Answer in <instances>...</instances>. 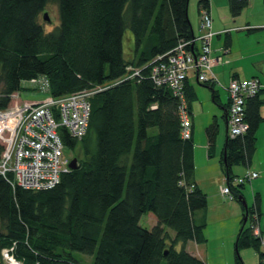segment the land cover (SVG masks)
<instances>
[{
  "label": "trees",
  "instance_id": "1",
  "mask_svg": "<svg viewBox=\"0 0 264 264\" xmlns=\"http://www.w3.org/2000/svg\"><path fill=\"white\" fill-rule=\"evenodd\" d=\"M50 1L59 24L45 32L39 15ZM229 4L237 15L247 2ZM187 5L188 0H0V108L10 104L22 80L37 75L48 79L55 97L109 86L90 98L80 140L60 130L64 145L78 146L82 154L73 155L76 169L40 190L13 187L0 176V251L7 249L18 264H82L73 251L92 254L91 264H207L186 250L188 241H206L199 212L207 199L193 176V139L181 137L178 100L149 76L157 56L196 36ZM197 9H209V0H198ZM126 30L128 46L122 40ZM123 47L131 54L125 56ZM129 65L140 70L137 76L125 77ZM185 98H193L186 85ZM261 103L258 93L246 99L248 129L227 136L220 158L243 209L236 264H242L241 247H253L264 264V247L246 225L252 214L259 216V195L244 208V183H232L233 165L249 163L255 150ZM205 133L210 148L216 124ZM145 213L156 218L150 229L139 224Z\"/></svg>",
  "mask_w": 264,
  "mask_h": 264
},
{
  "label": "built area",
  "instance_id": "2",
  "mask_svg": "<svg viewBox=\"0 0 264 264\" xmlns=\"http://www.w3.org/2000/svg\"><path fill=\"white\" fill-rule=\"evenodd\" d=\"M199 25L198 35L187 42H179L170 51L157 56L149 67V76L154 85L167 87L179 102L180 134L183 139L191 136V121L185 98L187 74L191 69L197 68L198 81L215 82V76L211 73L209 45L215 33L208 9L200 10ZM196 40L201 41L194 45ZM126 70L127 78H133L140 72L138 68L130 65ZM20 85L22 88L40 92L43 97L36 101L20 102L17 91L11 94L10 104L0 108V176L8 179L13 187L32 190L51 188L60 181L63 173L70 170L69 159L63 154L65 145L60 130L65 129L71 138L80 140L88 128L90 98L97 91L109 86L55 97L50 93L48 79L43 75L22 80ZM261 87L262 84L257 78L233 77L229 80L225 88L228 93L229 137L246 133V99L255 96ZM155 108L156 105L150 106V109ZM257 176L255 172L246 173L244 177L234 178L232 183L242 184ZM224 185L223 188L220 187L221 195L232 199L230 186L227 183ZM251 219L252 234L260 239V244L264 247V235L258 227L257 215L253 214ZM253 224L256 226L253 227ZM9 257L12 264L16 262L11 255Z\"/></svg>",
  "mask_w": 264,
  "mask_h": 264
},
{
  "label": "crops",
  "instance_id": "3",
  "mask_svg": "<svg viewBox=\"0 0 264 264\" xmlns=\"http://www.w3.org/2000/svg\"><path fill=\"white\" fill-rule=\"evenodd\" d=\"M246 2V6L239 14L232 15L229 4L230 0H209L208 10L212 16V30L215 32L211 42V56L215 61L212 70L216 78L214 83H210L213 90L198 81L195 72H189L186 77V88L190 92H193V98L189 103L187 102V105L191 121V138L194 143V152L197 148L207 150V157H211L209 156L210 154L213 156L215 150L218 152L219 158L222 156L224 144L228 136V94L226 93V99L223 101L220 90L222 89L221 85L225 87L231 78H257L259 80L262 84L258 92V98L262 100L259 113L263 117L261 122H264V3L262 0H246ZM194 34H199L198 9L196 32L194 31ZM203 88L210 89L212 103H210L209 98L205 100L201 97V95L205 96V94L208 96V92ZM214 93L216 94L215 100L213 97ZM42 97L43 94L39 92L37 99L39 100ZM261 122L260 124H262L263 128L261 135L264 143V123ZM213 123L217 126V134L214 144L209 148L208 139L205 141L201 136H203L206 127ZM260 124L258 127H260ZM219 131L222 132L220 133ZM259 137L256 134L253 154L256 151ZM252 155L251 158L253 157ZM251 158L249 163L245 164V171H248L250 167ZM258 176H260L259 173ZM195 182L199 186L198 182ZM253 187L255 189L258 188L255 184ZM260 215L259 207V225ZM251 216L249 219H251ZM203 245L188 241L186 250L207 264H215L209 258L207 246ZM225 264H229L228 259H226Z\"/></svg>",
  "mask_w": 264,
  "mask_h": 264
},
{
  "label": "rangeland",
  "instance_id": "4",
  "mask_svg": "<svg viewBox=\"0 0 264 264\" xmlns=\"http://www.w3.org/2000/svg\"><path fill=\"white\" fill-rule=\"evenodd\" d=\"M197 2L198 0H188L187 5V15L192 23L193 29L196 32V22H197ZM46 12L49 20L43 19V13ZM200 14V10H199ZM39 21L42 24L44 31L49 32L52 31L59 24V16L57 5L50 1L46 4L44 10L39 15ZM200 30V25H199ZM214 32V31H213ZM215 33V32H214ZM131 35L129 30H126L123 35V45L128 46L127 37ZM213 38V36L211 37ZM201 40H196L195 44L200 43ZM211 42L209 43L211 48ZM131 44V40H130ZM126 48V49H125ZM127 51V52H126ZM131 49L128 47H123V53L126 56V53L131 54ZM212 52V48H211ZM211 73L214 75L212 70L214 65V59L211 56ZM189 72H195L197 75V68L191 69ZM215 76V75H214ZM216 81V78H215ZM206 83V82H202ZM214 83V82H213ZM228 84V83H227ZM227 86V85H226ZM226 86L221 85V95L223 101L226 99ZM208 92L207 94L201 95V97L205 100L207 98L210 99V103H212V94L210 89L203 88ZM210 92V93H209ZM39 92L31 89L22 88L18 91V101L20 102H28V101H36L38 100ZM264 123V122H261ZM263 128L262 124L258 127L256 134L259 135V139L257 140V148L255 153L252 155L250 167L248 171H245L246 167L244 164H235L232 167L233 173L237 177H244L246 173H259L256 179L253 178L250 181H245L243 189V198L248 206H252L254 203V197L256 193L259 194V207H260V225L258 227L264 230V143L262 138ZM220 133L222 131H219ZM207 139L205 131L203 132V136ZM196 142V141H195ZM78 146L70 147L65 146L63 150V154L69 160L75 154L77 150V157L81 158L82 154L78 152ZM207 151V150H206ZM205 150H201L197 148L194 152V179L198 182L201 190L206 194L207 205L204 210L199 212V215H202L205 219V227H204V236L206 241L202 244L203 246H207V251L209 254L210 260L215 264H225L226 259L229 260V264L235 263V253H234V244L236 240L237 233L241 226V219L243 216L242 204L239 203L236 199L234 200L228 198L229 196H222L220 192V187H224L226 181L224 178V170L223 165L220 162L219 154L215 150L214 155L211 154L207 157ZM71 170V169H70ZM260 189H255L253 185ZM233 196V194H232ZM252 220V219H251ZM252 221L248 218L246 225H251ZM139 224L147 229H150L153 225L156 224V218L152 213L142 214L139 220ZM256 225L253 224V227ZM252 230V227H251ZM172 232V231H171ZM173 233V232H172ZM179 248V245L178 247ZM10 253L5 251V249L0 251V262H6L8 264L11 263V258L7 255ZM73 257L82 264H91L93 261V255L83 253L80 251H73ZM238 255L242 261V264H259V253L253 247H241L238 250ZM17 262H13L16 264ZM165 264V263H164Z\"/></svg>",
  "mask_w": 264,
  "mask_h": 264
},
{
  "label": "water",
  "instance_id": "5",
  "mask_svg": "<svg viewBox=\"0 0 264 264\" xmlns=\"http://www.w3.org/2000/svg\"><path fill=\"white\" fill-rule=\"evenodd\" d=\"M43 19H44V20H49L46 12L43 13ZM224 157H225V153H224ZM68 166H69L70 169H76V168L78 167V164H77V158H76V157H72V158L69 160ZM242 203H243V205H244V208H246L247 205H246V203H245L244 200H243ZM246 218H247V217L245 216V217H244V222L246 221Z\"/></svg>",
  "mask_w": 264,
  "mask_h": 264
}]
</instances>
